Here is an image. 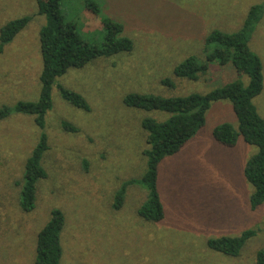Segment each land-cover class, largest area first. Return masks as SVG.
<instances>
[{
  "label": "rangeland",
  "instance_id": "374dc122",
  "mask_svg": "<svg viewBox=\"0 0 264 264\" xmlns=\"http://www.w3.org/2000/svg\"><path fill=\"white\" fill-rule=\"evenodd\" d=\"M100 14L85 0H61L65 22L74 23L88 45L102 48V20L122 24L131 52L99 58L82 69H69L54 82L52 107L39 129L33 117L12 114L0 121V264H34L38 233L55 209L64 215L59 264H255L264 248V204L250 207L253 187L244 178L248 160L258 149L240 137L234 147L216 143L212 131L228 124L238 130L228 101L211 104L205 123L175 155L159 165L157 189L163 207L159 223L137 213L145 200L143 187L126 188L122 207L114 197L129 180L146 171L144 118L164 122L169 115L127 108L128 94L185 98L206 94L235 81L231 65L210 64L196 81L177 79L173 71L187 58L204 61L205 39L212 31L238 32L249 9L261 5V18L249 49L262 64L263 89L253 100L264 120V0H95ZM36 0H0V30L7 23L32 17L27 27L0 52V108L36 102L40 96L42 59L39 31L46 16ZM217 46L208 47L211 53ZM169 79L174 87L162 85ZM57 86L84 98L89 111L65 102ZM65 122L76 128L63 130ZM47 135L42 166L47 177L37 183L35 207L18 205L23 166L39 137ZM254 231L239 258L210 250L207 241L239 237Z\"/></svg>",
  "mask_w": 264,
  "mask_h": 264
},
{
  "label": "trees",
  "instance_id": "16d2710c",
  "mask_svg": "<svg viewBox=\"0 0 264 264\" xmlns=\"http://www.w3.org/2000/svg\"><path fill=\"white\" fill-rule=\"evenodd\" d=\"M61 0H36L38 15L46 16V23L39 31L42 71L40 74L41 90L36 102H19L13 107L0 108V121L12 114L33 117L35 125L44 130L45 116L51 110V93L54 82L69 69H82L99 58L131 52L133 43L122 36L123 26L112 19L102 20L106 31L101 49L88 45L82 40L74 23L65 22L60 9ZM86 9L93 14H100V5L95 0H85ZM261 5L252 6L242 28L235 33L225 34L212 31L205 39L204 61L191 56L175 67L173 74L177 79L196 81L206 74L210 64L231 65L237 76H246L248 84L235 81L206 94H193L185 98H163L155 95L128 94L123 104L130 109L145 112H163L169 115L164 122L144 118L141 127L146 133L147 159L146 171L140 180L126 181L114 197L113 209L122 207L126 188L134 183L145 191V200L137 210L138 216L146 221L159 223L163 219V207L157 189L159 165L164 158L177 154L193 138L205 123V114L211 104L218 101L231 103L238 123V130L228 124H222L212 131L213 140L225 147H234L242 140L258 149L244 169V178L253 187L250 207L256 210L264 204V120L257 113L253 100L263 89L262 64L259 57L249 49L250 35L261 18ZM32 17L13 20L0 30V52L10 44L15 36L24 30ZM215 45L211 53L208 47ZM163 86L173 88L171 80L162 82ZM62 99L69 105L89 111V105L79 94L57 86ZM66 132L75 133L76 128L63 122ZM48 150L47 135L42 134L32 149L23 166L19 184L18 205L23 212H31L35 207L37 183L46 179L47 173L42 161ZM64 215L55 209L49 222L38 233L34 264H59L62 251L60 235L64 226ZM255 236L254 231H245L239 237H221L207 241L210 250L228 258H239L247 242ZM255 264H264V248L256 252Z\"/></svg>",
  "mask_w": 264,
  "mask_h": 264
}]
</instances>
